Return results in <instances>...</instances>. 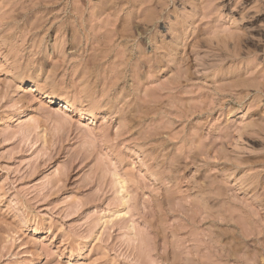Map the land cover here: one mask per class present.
Instances as JSON below:
<instances>
[{
	"label": "rangeland",
	"instance_id": "obj_1",
	"mask_svg": "<svg viewBox=\"0 0 264 264\" xmlns=\"http://www.w3.org/2000/svg\"><path fill=\"white\" fill-rule=\"evenodd\" d=\"M0 264H264V0H0Z\"/></svg>",
	"mask_w": 264,
	"mask_h": 264
},
{
	"label": "bare ground",
	"instance_id": "obj_2",
	"mask_svg": "<svg viewBox=\"0 0 264 264\" xmlns=\"http://www.w3.org/2000/svg\"><path fill=\"white\" fill-rule=\"evenodd\" d=\"M49 101L52 102V103H54V102H53V101H54L53 99H50V98H49ZM59 104H61L60 109H70V107H71V106H70L68 103H66V102H64V103H59Z\"/></svg>",
	"mask_w": 264,
	"mask_h": 264
}]
</instances>
